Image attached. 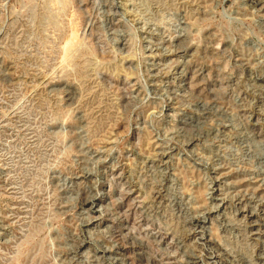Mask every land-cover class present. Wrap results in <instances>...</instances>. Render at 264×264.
I'll use <instances>...</instances> for the list:
<instances>
[{
    "label": "rangeland",
    "instance_id": "1",
    "mask_svg": "<svg viewBox=\"0 0 264 264\" xmlns=\"http://www.w3.org/2000/svg\"><path fill=\"white\" fill-rule=\"evenodd\" d=\"M0 264H264V0H0Z\"/></svg>",
    "mask_w": 264,
    "mask_h": 264
}]
</instances>
